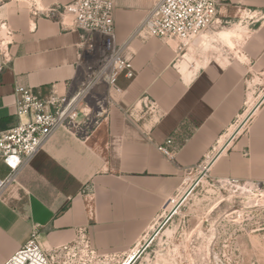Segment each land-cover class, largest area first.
<instances>
[{"label": "crops", "instance_id": "0c3cea01", "mask_svg": "<svg viewBox=\"0 0 264 264\" xmlns=\"http://www.w3.org/2000/svg\"><path fill=\"white\" fill-rule=\"evenodd\" d=\"M75 1L33 0L32 9L20 5L3 12L13 36L11 61L0 55V132L19 123L16 86L55 88L65 95L72 91L69 82L76 88L83 80L80 32L35 15L36 8L46 11ZM154 1L159 0H115L116 40L129 43L126 54L136 75L119 78L120 92L97 88L95 98L108 114L88 141L57 130L18 184L4 192L0 264L28 242L34 228L46 247L69 243L85 229L98 254L130 256L129 264L161 225L162 211L181 192L189 172L214 157L246 115L248 99L264 78V0H219L220 6L254 12L259 26L238 57L216 56L187 68L173 42L134 38ZM89 109L97 111L95 100ZM244 131L214 160V179L264 182V101ZM169 139L174 160L159 150ZM8 174L0 160V178Z\"/></svg>", "mask_w": 264, "mask_h": 264}, {"label": "built area", "instance_id": "2783aa9c", "mask_svg": "<svg viewBox=\"0 0 264 264\" xmlns=\"http://www.w3.org/2000/svg\"><path fill=\"white\" fill-rule=\"evenodd\" d=\"M219 7V0H159L134 38H158L173 42L181 51L182 46L213 28L219 21ZM115 8V0H76L46 11L35 9V15L58 19L62 26H70L80 32L78 67L82 69L84 78L76 88L69 82L68 87L72 91L65 95H60L55 88L43 92L15 87L19 123L0 132V160L9 170L6 178H0V199L6 190L18 184L20 175L44 150L57 130L65 129L83 141L93 136L108 114L104 102L95 98L98 87L107 85L120 92L117 84L121 76L134 79L135 69L126 54L129 43L119 45L116 40ZM1 29L5 31L6 37H0V55L5 63H9L13 31L8 23H4ZM92 100L96 101L97 111L86 110ZM230 139L214 157L189 173L209 170L214 160L229 145ZM171 145L172 140L169 139L159 150L174 160L175 154L168 149ZM218 181L236 190L264 188V182H241L237 179ZM180 195L181 192L169 200L164 212L179 204ZM128 258L120 260L116 256L98 254L92 248L85 229L79 230L76 238L69 243L46 247L40 239L38 228H34L28 242L4 264H124Z\"/></svg>", "mask_w": 264, "mask_h": 264}, {"label": "rangeland", "instance_id": "374dc122", "mask_svg": "<svg viewBox=\"0 0 264 264\" xmlns=\"http://www.w3.org/2000/svg\"><path fill=\"white\" fill-rule=\"evenodd\" d=\"M20 5L34 8L33 0H0V37H6L1 26L8 23L3 12ZM218 20L213 28L182 46L186 68L216 56L238 57L242 43L258 28L260 16L238 6L221 5ZM234 27L239 32L233 45L221 40H212L209 47L200 44V37L213 38ZM256 84L255 101L264 91V78ZM238 134L230 136V143ZM209 170L187 175L181 201L171 214L162 211L158 224L166 225L157 235L149 234L151 241L141 243L145 248H141L135 264H264V188L236 190L214 179Z\"/></svg>", "mask_w": 264, "mask_h": 264}, {"label": "bare ground", "instance_id": "6f19581e", "mask_svg": "<svg viewBox=\"0 0 264 264\" xmlns=\"http://www.w3.org/2000/svg\"><path fill=\"white\" fill-rule=\"evenodd\" d=\"M238 29L239 28H232V29H228V30H226V31H221V32H219V33H217L216 34V36L215 37H210V36H208V35H204V36H202V37H200L201 38V41H200V44L202 45V46H204V47H209L210 46V43L212 42V40L213 41H215V40H221V41H224V42H227V43H230L231 45H233V43H232V40L236 37V35H237V33L239 32L238 31ZM199 38V37H198ZM195 42V41H194ZM196 46V45H195ZM190 53V52H189ZM190 56V55H189ZM262 100H264V94H262L261 96H260V98L257 100V101H255V99H253V97H249V99H248V102H247V104H248V111H247V113H246V115H244L243 116V118H242V121L241 122H239V125L234 129V132H237V131H239V134L238 135H241L242 133H243V131H244V129H245V127H246V125H247V122L249 121V119L251 118V116H252V114L253 113H255L256 112V109H257V106L262 102ZM234 134V133H233ZM224 140V139H223ZM222 140V142H221V148L220 149H222V148H224V145H223V141ZM223 145V146H222ZM174 208L175 207H173V208H170L169 209V214H171L173 211H174ZM169 214H167L166 215V217L169 215ZM167 219V218H166ZM164 225H166V224H163V223H161V225L159 226V228L154 232V234H158L159 232H160V230L162 229V227L164 226ZM153 234V235H154ZM151 239H152V236L150 237V239L147 241V242H149V241H151ZM143 248H145L144 246H143ZM141 254V252H140V250L137 252V253H135V254H133L134 255V259L129 263V264H132L136 259H137V257H138V254ZM139 254V255H140ZM130 257V256H129ZM128 260V259H127ZM126 260V261H127ZM125 261V262H126ZM124 264H127V263H124Z\"/></svg>", "mask_w": 264, "mask_h": 264}, {"label": "water", "instance_id": "95a60500", "mask_svg": "<svg viewBox=\"0 0 264 264\" xmlns=\"http://www.w3.org/2000/svg\"><path fill=\"white\" fill-rule=\"evenodd\" d=\"M138 257H139V255H138ZM138 257H137V258H138ZM135 261H136V260H135ZM135 261H134V262H135ZM134 262H133V263H134Z\"/></svg>", "mask_w": 264, "mask_h": 264}]
</instances>
